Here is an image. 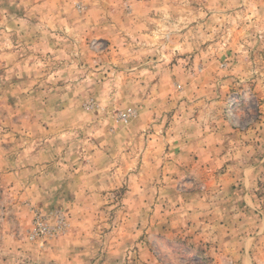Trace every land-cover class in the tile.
I'll return each mask as SVG.
<instances>
[{
    "label": "rangeland",
    "instance_id": "374dc122",
    "mask_svg": "<svg viewBox=\"0 0 264 264\" xmlns=\"http://www.w3.org/2000/svg\"><path fill=\"white\" fill-rule=\"evenodd\" d=\"M0 264H264V0H0Z\"/></svg>",
    "mask_w": 264,
    "mask_h": 264
},
{
    "label": "built area",
    "instance_id": "2783aa9c",
    "mask_svg": "<svg viewBox=\"0 0 264 264\" xmlns=\"http://www.w3.org/2000/svg\"><path fill=\"white\" fill-rule=\"evenodd\" d=\"M65 226L64 218H60L56 227H51L46 223L43 216L37 213L34 218V225L31 230L30 238L32 240H37L41 237L53 235L59 233L61 229Z\"/></svg>",
    "mask_w": 264,
    "mask_h": 264
},
{
    "label": "crops",
    "instance_id": "0c3cea01",
    "mask_svg": "<svg viewBox=\"0 0 264 264\" xmlns=\"http://www.w3.org/2000/svg\"><path fill=\"white\" fill-rule=\"evenodd\" d=\"M198 151V155L199 156H206V155H213V156H217L219 154V151L216 148L213 147H199L197 149ZM196 152V151H195ZM218 160L217 158H214L213 163ZM212 169V168H211ZM205 170H209L208 168H205ZM225 189V188H224ZM247 200V199H246Z\"/></svg>",
    "mask_w": 264,
    "mask_h": 264
}]
</instances>
